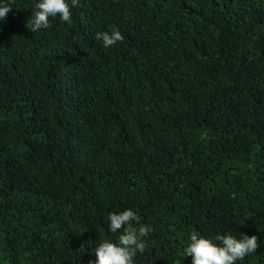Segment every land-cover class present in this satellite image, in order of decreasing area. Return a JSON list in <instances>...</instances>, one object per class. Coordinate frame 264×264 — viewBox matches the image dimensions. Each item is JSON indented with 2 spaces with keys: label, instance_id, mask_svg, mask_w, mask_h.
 Here are the masks:
<instances>
[{
  "label": "trees",
  "instance_id": "trees-1",
  "mask_svg": "<svg viewBox=\"0 0 264 264\" xmlns=\"http://www.w3.org/2000/svg\"><path fill=\"white\" fill-rule=\"evenodd\" d=\"M35 2L0 22V264H89L128 208L136 264H192L194 230L264 264V0H79L37 33Z\"/></svg>",
  "mask_w": 264,
  "mask_h": 264
},
{
  "label": "clouds",
  "instance_id": "clouds-1",
  "mask_svg": "<svg viewBox=\"0 0 264 264\" xmlns=\"http://www.w3.org/2000/svg\"><path fill=\"white\" fill-rule=\"evenodd\" d=\"M13 0H0V22H4L12 11ZM79 0H36L31 18L26 27L34 32L48 29L50 20L57 17L68 24L72 23V9ZM95 39L105 49L122 42L124 37L118 29L99 31ZM107 228L113 239H102L94 248V261L89 264H136L135 258L143 254L148 246L147 238L153 232L150 224L140 222L137 213L128 208L119 212H111L107 216ZM260 245L256 235H233L231 232L212 236L192 231L184 256L192 258V264H237L247 256L256 254Z\"/></svg>",
  "mask_w": 264,
  "mask_h": 264
}]
</instances>
